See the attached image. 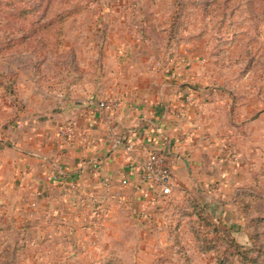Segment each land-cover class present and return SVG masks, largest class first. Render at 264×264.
<instances>
[{
    "label": "rangeland",
    "instance_id": "rangeland-1",
    "mask_svg": "<svg viewBox=\"0 0 264 264\" xmlns=\"http://www.w3.org/2000/svg\"><path fill=\"white\" fill-rule=\"evenodd\" d=\"M104 68L131 83L159 74L208 99V120L230 128L227 158L245 162L240 188L263 199L244 195L248 211L236 205L223 223L208 200L218 183L176 187L174 200L188 190L207 205L177 233L168 205L156 215L75 182L34 193L5 169L0 264H264V0H0L1 122H16L5 103L25 112L21 80L54 93L70 79L93 82ZM69 125L71 137L74 120L60 133Z\"/></svg>",
    "mask_w": 264,
    "mask_h": 264
},
{
    "label": "crops",
    "instance_id": "crops-1",
    "mask_svg": "<svg viewBox=\"0 0 264 264\" xmlns=\"http://www.w3.org/2000/svg\"><path fill=\"white\" fill-rule=\"evenodd\" d=\"M106 69L93 82L84 80L86 76L60 82L54 93H44L33 77L29 84L21 80L18 96L23 105L29 102L22 113L10 103L3 107L14 113L16 122L0 120V172L10 169L11 181L34 193L45 194V187L54 183L61 189L75 182L89 187L96 198L104 191L109 201H133L140 211L158 215L165 198L153 203L144 199L137 166L159 150L172 168L174 190L192 182L218 183L221 190L211 194L209 205L217 207L223 223L228 222L227 211L237 215L231 192L242 185L245 162L227 158V144L233 147L227 138L230 128L219 129L208 120L202 110L209 100L193 93L189 84L163 82L159 74L131 83L115 78L114 68H108L112 76L104 75ZM104 99L115 106L100 109ZM70 119L76 122V133L65 137L60 130ZM4 184L0 178V186Z\"/></svg>",
    "mask_w": 264,
    "mask_h": 264
},
{
    "label": "built area",
    "instance_id": "built-area-1",
    "mask_svg": "<svg viewBox=\"0 0 264 264\" xmlns=\"http://www.w3.org/2000/svg\"><path fill=\"white\" fill-rule=\"evenodd\" d=\"M98 107L102 110L111 108V104L106 100L99 102ZM72 131L71 126L63 128L62 135L68 136ZM140 172V183L144 185L142 195L144 199L153 203L160 197L169 198L174 190L173 173L167 155L159 150L150 152L146 160L137 166ZM123 184L127 183V179L122 180Z\"/></svg>",
    "mask_w": 264,
    "mask_h": 264
},
{
    "label": "trees",
    "instance_id": "trees-1",
    "mask_svg": "<svg viewBox=\"0 0 264 264\" xmlns=\"http://www.w3.org/2000/svg\"><path fill=\"white\" fill-rule=\"evenodd\" d=\"M4 87L6 89H8V86H4L3 83H0V89L1 87ZM249 195L252 198H257V199H263V196L260 194H255L254 190L252 188H248V187H244V188H238V192L236 193L235 196V205H237V207H239L240 209L243 207L242 210L244 211H248L249 209V205L247 203H245L243 200V196L244 195ZM168 208L172 209V214L177 215V222L175 225H173V231H178L181 229L182 227V223L183 220L186 219V217H192L195 214L199 217L200 213H202L204 211L205 208H207V205L204 203V201L200 200L199 197H192L191 192L186 190L185 191V196H183V198H174L171 196L168 198L167 202ZM188 209V210H187ZM190 209V210H189ZM175 217V216H174ZM173 219V218H172ZM253 222V220L249 221L248 227H250V224ZM219 227V226H218ZM218 227L216 226V224H214V232H217ZM232 243H236L238 244L237 239L232 238L231 239Z\"/></svg>",
    "mask_w": 264,
    "mask_h": 264
}]
</instances>
